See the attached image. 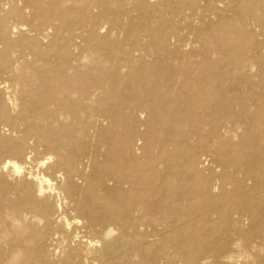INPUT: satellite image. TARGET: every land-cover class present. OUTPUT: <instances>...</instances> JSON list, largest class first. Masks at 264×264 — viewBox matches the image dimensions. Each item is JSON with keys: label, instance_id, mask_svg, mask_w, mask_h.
<instances>
[{"label": "bare ground", "instance_id": "1", "mask_svg": "<svg viewBox=\"0 0 264 264\" xmlns=\"http://www.w3.org/2000/svg\"><path fill=\"white\" fill-rule=\"evenodd\" d=\"M0 117V264H264V0H0Z\"/></svg>", "mask_w": 264, "mask_h": 264}, {"label": "rangeland", "instance_id": "2", "mask_svg": "<svg viewBox=\"0 0 264 264\" xmlns=\"http://www.w3.org/2000/svg\"><path fill=\"white\" fill-rule=\"evenodd\" d=\"M104 27H107V25H104ZM13 128H14L13 124L11 123L10 120L0 117V135L13 140L21 139L22 137H24L23 132L13 133L12 131ZM26 142H27L26 150L29 153L32 152L29 155L32 156V162H33L29 164V166L32 167L31 168L29 166L28 167L31 170L33 169L35 170L36 169V167L34 166L35 163L47 158L49 156V151L43 145H41L35 137L26 139ZM46 162H48V160ZM1 176H4L7 182L10 183H17L20 181L19 176L11 177L9 175V171H0V177ZM1 226L2 225L0 223V227Z\"/></svg>", "mask_w": 264, "mask_h": 264}]
</instances>
